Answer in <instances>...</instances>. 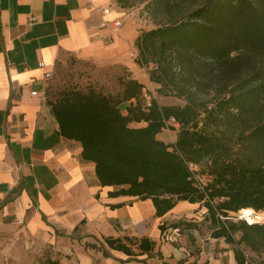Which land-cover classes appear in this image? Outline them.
Segmentation results:
<instances>
[{
	"label": "trees",
	"instance_id": "16d2710c",
	"mask_svg": "<svg viewBox=\"0 0 264 264\" xmlns=\"http://www.w3.org/2000/svg\"><path fill=\"white\" fill-rule=\"evenodd\" d=\"M149 1L154 12L180 17L141 32L135 62L152 65L149 82L157 93L183 104L153 99L145 108L144 84L125 66L131 76L121 80L118 97L67 88L53 100L45 92L46 104L59 135L79 143L82 160L93 163L99 185L114 188L110 197L150 200L155 218L178 202L203 206L211 237L232 246L235 264H250L246 251L264 254V223L234 221L229 214H264V0H202L179 13L189 0ZM124 102L126 114L119 109ZM171 117L179 124L173 145L158 139ZM191 169L204 177L203 191ZM183 224L157 228L177 232ZM104 245L124 254L125 262L143 255L162 259L147 237H106L85 248L109 257ZM56 256L40 264H61Z\"/></svg>",
	"mask_w": 264,
	"mask_h": 264
},
{
	"label": "crops",
	"instance_id": "0c3cea01",
	"mask_svg": "<svg viewBox=\"0 0 264 264\" xmlns=\"http://www.w3.org/2000/svg\"><path fill=\"white\" fill-rule=\"evenodd\" d=\"M110 1L0 0V229L39 238L61 264L152 259L143 255L125 262L124 254L106 245L109 257L85 245L124 236L147 237L156 244L162 220L196 206L178 202L155 218L150 200L110 197L114 188L99 185L93 163L81 158L80 144L59 135L49 106L40 99L47 75L63 54L120 63L146 85L139 67L123 56L136 37L103 26L117 18L112 10L106 16L101 12ZM128 105L119 106L122 114Z\"/></svg>",
	"mask_w": 264,
	"mask_h": 264
},
{
	"label": "rangeland",
	"instance_id": "374dc122",
	"mask_svg": "<svg viewBox=\"0 0 264 264\" xmlns=\"http://www.w3.org/2000/svg\"><path fill=\"white\" fill-rule=\"evenodd\" d=\"M201 1L189 0L185 6L177 8L174 13L182 12V9H184L183 11L192 10ZM149 2V0L110 1L108 8L117 13L116 17L120 18L122 27L119 30H113L109 24L108 27L114 33L131 39L139 36L141 32L171 23L180 17V14L170 16L165 13H156L149 7ZM131 49L132 47H129L123 56L137 65L135 58L130 56ZM134 49L136 50L135 46ZM137 66L141 75L146 77L144 89L148 94L154 95L159 105L183 104L180 99L158 94L156 86L147 82L152 65ZM127 76H131V73L125 71L120 63L98 62L92 59H82L72 54H63L59 56L53 67L45 92L47 99L51 100L56 97L59 91L67 88L82 91L92 89L102 94L118 97L122 90L121 80L126 79ZM174 135L172 130L165 129L160 138L164 143L173 145ZM229 215L234 221H246L240 217L242 214L231 213ZM205 216V208L196 205L192 211H183L173 219L165 218L160 223L170 225L182 222L184 224L179 227L177 232L167 228L163 234L158 236L156 248L161 252L162 259L157 257L147 261L138 259L130 264H178L179 262L180 264H235L232 246L225 243L223 238L213 239L211 237V223L207 218L204 219ZM259 217V220L253 223H264V214ZM192 224L196 225L195 228L187 229L184 226ZM53 253L51 247L48 248L47 244L42 243L39 238L31 237L16 228L0 229V264H40L44 259L53 256ZM245 257L250 264H264V254L259 255L246 251Z\"/></svg>",
	"mask_w": 264,
	"mask_h": 264
},
{
	"label": "built area",
	"instance_id": "2783aa9c",
	"mask_svg": "<svg viewBox=\"0 0 264 264\" xmlns=\"http://www.w3.org/2000/svg\"><path fill=\"white\" fill-rule=\"evenodd\" d=\"M101 12H102L103 15L106 16V15H109L110 14V9L108 7L107 8H103ZM31 20L34 21L35 19L32 18ZM108 24L110 25V27L113 30H118V29H120L122 27V22H121L120 18H115V19H113L110 22H104L103 26H106ZM136 50L134 49V47H132L131 52H130V56L133 57V58H135V60L138 59V57H139L138 51H136ZM42 66H43V64L40 63L39 64V67H42ZM49 78H50V74L47 75V81H48ZM36 94H37L36 92H32V95H36ZM142 98H143V102H144V107L145 108L150 107L151 102L154 99V97L152 95L148 94L145 89H143V91H142ZM40 99L42 101L45 100V92H43L40 95ZM165 126H166V129H169V130L174 129V131H176L179 128L178 122L174 118H172V117L169 118V119H167L165 121ZM191 171H192V178L194 180V183H195L196 187L198 189H200V190L203 191V189H204L203 187H204V184H205L204 177H201V176H198L197 174H195L193 172V169H191Z\"/></svg>",
	"mask_w": 264,
	"mask_h": 264
},
{
	"label": "bare ground",
	"instance_id": "6f19581e",
	"mask_svg": "<svg viewBox=\"0 0 264 264\" xmlns=\"http://www.w3.org/2000/svg\"><path fill=\"white\" fill-rule=\"evenodd\" d=\"M241 218L246 219V221L249 224H252L253 222H255L256 220H259V216H256L254 213H252L251 211H243L242 215L240 216Z\"/></svg>",
	"mask_w": 264,
	"mask_h": 264
}]
</instances>
